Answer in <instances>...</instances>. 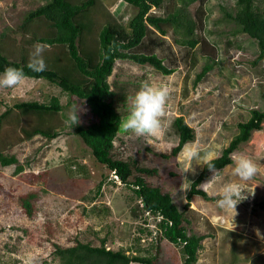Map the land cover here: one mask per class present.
<instances>
[{"label": "rangeland", "instance_id": "rangeland-1", "mask_svg": "<svg viewBox=\"0 0 264 264\" xmlns=\"http://www.w3.org/2000/svg\"><path fill=\"white\" fill-rule=\"evenodd\" d=\"M47 1L0 0V48L9 58L20 59L24 54L29 61L33 46L40 43L31 41L33 32L41 35L46 26L41 19H35L24 32L21 24L30 10ZM100 2L105 11L125 25L137 10L124 0ZM257 3L264 11V0H257ZM180 4L181 0H163L162 6L152 7L150 14L166 16ZM197 7L198 1L187 6L190 18H195ZM204 8L206 27L197 28L195 34L200 38L205 36L215 47H203L198 43L187 53L186 45L174 40L180 34L169 23H164L165 38L176 59L172 61L173 54L164 45L157 54L165 56V63L174 66L173 73L163 74L149 63L117 59L108 77L111 88L124 94L123 103L117 104L124 119L135 93L144 84L168 90L160 135L138 138L122 128L115 139L114 152L121 158L137 160L140 166L155 168V173L144 175L146 181L171 193L181 209L187 202L191 182L204 166L194 161L195 172L183 173L188 163L185 159L187 148L198 146L206 160L219 156L238 132L237 124L247 120L253 109H264V62L256 61L257 43L248 34L235 32V22L226 15V12L236 11V0H209ZM54 47L47 45L45 52L61 48ZM203 51L216 58L212 69L196 82L198 73L209 61ZM194 60L197 61L195 65ZM55 98L63 105L61 112L26 109L25 114L14 107L8 118L0 123V152L16 155L24 166L16 173L15 164H0V264H60L56 245L67 247L80 241L99 246L103 238L107 239L106 246L112 249L131 252L132 245L135 247L133 254L148 256L154 264H182L181 246L161 236L156 216L149 214L147 217L139 209L132 187L100 163L74 133L75 125L69 121L71 112L82 108L80 123H86L91 117L81 100L44 78L25 77L19 87L0 89V114L7 105L13 107L20 101L50 102ZM42 113L47 118L63 115L58 127L60 134L53 139L38 133L26 138L21 128L31 130L33 124L41 123ZM179 115L193 128L195 138L187 142L176 157H166L164 155L178 142L172 123ZM237 155L247 156L259 168L258 174L245 185L249 191L256 186L255 194L237 205L235 230H231L232 211L216 207L215 198L206 200L199 195L193 196L185 210L187 220L184 224L189 233L205 235L195 264H264V121L262 128L254 130L232 157ZM75 158L86 163L87 176L74 178L69 174L67 166L73 164ZM232 167L233 163L227 165L215 178L211 173L199 187L207 193L218 191L224 183L236 179L231 175ZM136 174L134 170L130 179ZM30 193L33 194L31 213L23 205V199ZM144 217L153 229L152 235L146 229L139 232ZM138 236L140 239L136 241Z\"/></svg>", "mask_w": 264, "mask_h": 264}, {"label": "trees", "instance_id": "trees-1", "mask_svg": "<svg viewBox=\"0 0 264 264\" xmlns=\"http://www.w3.org/2000/svg\"><path fill=\"white\" fill-rule=\"evenodd\" d=\"M124 1L137 8L127 25L118 20L114 14L105 11L100 0H48L30 10L21 24L24 32L29 30V23L35 19H41L46 26L41 35L33 32L31 41L61 48L58 51L48 50L44 53L47 70L43 73L31 72L27 68L28 60L24 54L20 56V59L13 60L0 48V73H3L8 66L23 68L25 77L44 78L87 105L91 117L86 123L76 124L74 133L91 149L93 156L100 163L115 170L121 180L132 187L139 209L146 216L149 214L156 216V227L161 236L181 246L184 256L182 264H195L205 235L188 232L184 224L187 220L185 210L195 195L206 200L214 199L199 187L202 182L210 178L212 172L207 166H203L201 172L191 182L190 190L186 195L187 202L181 209L171 193L164 192L160 186L150 185L146 181L144 175L155 173V168L140 166L135 159L130 160L117 156L114 152V143L118 132L122 129L121 123L124 119V114L120 113L117 104L123 103L124 94L111 88L108 77L112 74L117 59H127L140 64L149 63L163 74L173 73L174 66L165 63V56L157 54V50L164 45L172 52V61L176 59L170 43L165 38L166 30L162 26L164 23H169L173 30L180 34L179 38H174V40L186 45L187 53L192 51L198 43H202L203 47L208 45L215 47L205 36L200 38L195 34L197 28L206 27L207 16L204 7L209 0H181L182 4L175 5L174 10L166 16L150 14L152 7L162 6L163 0ZM196 1H198V7L195 11V18H190L186 8ZM236 5V11L226 12V15L235 22V32L246 33L256 41L258 46L256 61L264 62V11L260 10L257 0H236ZM203 52L209 56V61L198 73L196 82L207 75L216 58L214 54ZM196 62L194 60L193 64L195 65ZM14 107L25 114L28 109L42 110L46 113L63 110V105L57 98L50 102L20 101L14 103L13 107L6 106L4 112L0 114V123L8 118ZM62 117L63 115L54 118L52 115L47 118L42 113L39 117L41 123L33 124L31 130L25 128L21 130L26 138H31L38 133L53 139L60 134L58 127ZM263 121L264 109H253L247 120L237 124L238 132L223 148L221 154L208 161L215 165L217 171L232 164V154L242 143L250 139L254 130L262 128ZM172 126L179 138L171 152L164 155L166 157H176L184 145L195 138L193 128L186 123L182 115L174 118ZM72 162L76 166L73 164L67 166L72 177L82 178L88 175L85 162L80 163L78 158ZM0 164H15L16 173L24 167L16 155L2 152H0ZM134 170L138 174L134 176V179H130ZM112 181L116 183L114 179ZM32 197L33 194L30 193L23 199V205L29 213H31ZM147 217H144V224L139 228V232L146 229L147 233L152 235L153 229H150ZM139 239L140 236L136 238V241ZM106 240L103 238L99 246L80 241L67 247L56 245L55 253L61 260L60 264H131L133 262L154 264L152 258L148 256L133 254L135 247L132 248V245L129 247L131 252L123 248L112 249L106 246Z\"/></svg>", "mask_w": 264, "mask_h": 264}, {"label": "clouds", "instance_id": "clouds-1", "mask_svg": "<svg viewBox=\"0 0 264 264\" xmlns=\"http://www.w3.org/2000/svg\"><path fill=\"white\" fill-rule=\"evenodd\" d=\"M47 48L46 44L36 43L33 50L29 54L27 68L34 73H43L47 70V64L44 58V53ZM25 80V71L23 68L8 66L0 73V89H14L23 84ZM169 97V92L166 88H154L148 84H144L134 95L128 109L127 117L122 121L121 126L125 132H129L136 137H152L156 138L163 131L162 119L165 116L166 105ZM82 108L75 109L69 114V121L72 126L79 124V113ZM185 159L188 162L183 173L195 169L192 167L193 162L202 164L213 173L211 177L215 178L219 175L215 169V165L206 160L198 146L187 148ZM119 179V175L115 170H111ZM259 172L257 164L250 158L244 155H237L233 158V167L231 175L236 178L233 181L224 183L218 191L208 192V195L215 198L216 207L232 211L231 230H235L234 217L237 214V205L254 196L255 187L250 191L245 185L252 180ZM207 183V182H205ZM186 191V189H185ZM259 235V230L257 229Z\"/></svg>", "mask_w": 264, "mask_h": 264}, {"label": "bare ground", "instance_id": "bare-ground-1", "mask_svg": "<svg viewBox=\"0 0 264 264\" xmlns=\"http://www.w3.org/2000/svg\"><path fill=\"white\" fill-rule=\"evenodd\" d=\"M131 166V165H130ZM164 212V211H163Z\"/></svg>", "mask_w": 264, "mask_h": 264}]
</instances>
